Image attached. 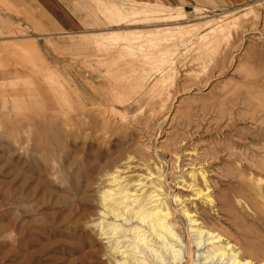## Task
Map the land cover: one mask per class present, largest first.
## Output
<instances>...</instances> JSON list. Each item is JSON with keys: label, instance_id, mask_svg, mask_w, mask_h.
<instances>
[{"label": "rangeland", "instance_id": "374dc122", "mask_svg": "<svg viewBox=\"0 0 264 264\" xmlns=\"http://www.w3.org/2000/svg\"><path fill=\"white\" fill-rule=\"evenodd\" d=\"M63 1L0 0V264H264V0Z\"/></svg>", "mask_w": 264, "mask_h": 264}, {"label": "crops", "instance_id": "0c3cea01", "mask_svg": "<svg viewBox=\"0 0 264 264\" xmlns=\"http://www.w3.org/2000/svg\"><path fill=\"white\" fill-rule=\"evenodd\" d=\"M31 3L46 27L53 32L60 29L68 30L77 24V21L69 15L63 0H31Z\"/></svg>", "mask_w": 264, "mask_h": 264}, {"label": "bare ground", "instance_id": "6f19581e", "mask_svg": "<svg viewBox=\"0 0 264 264\" xmlns=\"http://www.w3.org/2000/svg\"><path fill=\"white\" fill-rule=\"evenodd\" d=\"M116 39V38H115ZM121 40V39H120ZM112 41H115L114 39ZM119 41V40H118ZM123 41V40H122ZM178 109V108H177ZM151 110V109H150ZM77 119V118H76ZM204 175V174H203ZM164 195V194H163ZM162 195V196H163ZM161 196V195H160ZM159 196V197H160ZM169 196V195H168ZM199 196V195H198ZM155 197V196H154ZM177 197V196H176ZM204 200H207V204L211 203V199L209 198V196H207L206 194L203 196ZM162 200V199H161ZM156 201V200H155ZM246 202V201H245ZM160 203V202H159ZM160 214L165 212L163 217L166 218L168 217L170 214L167 210V208H164V204L160 203ZM184 217L186 219V221L189 224H195V220L192 219L190 213L187 212H183ZM182 214V215H183ZM171 217V216H170ZM157 225V223H156ZM152 226V225H151ZM171 226V225H170ZM160 227H163L162 225H160ZM177 227V226H176ZM153 228V227H151ZM206 235L208 236V241L210 242V247L212 249V254L218 253L217 258H228V262H230V264H251L250 262L247 261V258H244L243 256L240 255L239 251H233L232 247H229V245L226 246H221L218 247L219 243H221V237L217 234L215 235V233L213 232H207ZM190 247V246H189ZM139 251V250H138ZM242 251V250H241ZM228 254H230V257H228ZM192 264V263H191Z\"/></svg>", "mask_w": 264, "mask_h": 264}]
</instances>
